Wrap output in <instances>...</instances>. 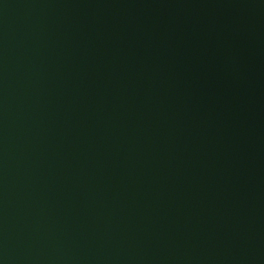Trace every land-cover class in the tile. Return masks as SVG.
I'll return each instance as SVG.
<instances>
[{"label":"water","instance_id":"1","mask_svg":"<svg viewBox=\"0 0 264 264\" xmlns=\"http://www.w3.org/2000/svg\"><path fill=\"white\" fill-rule=\"evenodd\" d=\"M0 264H264V0H0Z\"/></svg>","mask_w":264,"mask_h":264}]
</instances>
